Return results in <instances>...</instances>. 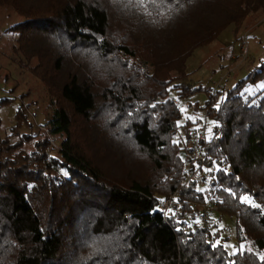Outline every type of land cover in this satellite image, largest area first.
<instances>
[{
	"label": "trees",
	"instance_id": "1",
	"mask_svg": "<svg viewBox=\"0 0 264 264\" xmlns=\"http://www.w3.org/2000/svg\"><path fill=\"white\" fill-rule=\"evenodd\" d=\"M0 7L20 17L5 30L53 103L46 132L61 136L51 155L45 136L29 151L25 133L0 141V264H264V58L221 97L182 82L191 53L227 25L236 33L250 14H264V0H161L146 8L135 0H0ZM256 81L259 90L240 93ZM198 91L207 95L211 130L203 168L214 166L205 191L184 181L174 143L178 129L188 151L197 137L189 121L177 124L176 100ZM13 118L12 131L28 124L20 105ZM170 196L180 211L166 214L158 203ZM206 200L232 217L234 253L208 226L186 227L181 215Z\"/></svg>",
	"mask_w": 264,
	"mask_h": 264
},
{
	"label": "rangeland",
	"instance_id": "2",
	"mask_svg": "<svg viewBox=\"0 0 264 264\" xmlns=\"http://www.w3.org/2000/svg\"><path fill=\"white\" fill-rule=\"evenodd\" d=\"M18 21L20 17L12 10L0 7V101L1 99L8 101L0 102V141L5 139L6 142L13 144L21 134L25 133L29 140L23 143L22 149L29 151L36 140L45 136L48 141L46 149L51 155L61 140V136H52L45 130V120L51 112L53 103L40 81L27 70L26 59L14 50L15 34L5 30ZM241 44L244 45L242 52L239 51ZM262 58H264V14L255 12L245 19L236 33L235 27L229 24L210 44L196 48L186 59L187 76L182 82L210 88V92L218 91L221 97L237 80L245 77L250 68ZM28 62L32 64L34 61L30 59ZM262 86V81L245 84L240 89V93L250 95ZM206 99V93L201 91L177 99L176 103L181 112L177 124L181 125L189 121L192 131L204 124L207 130L205 137L208 140L210 122L204 118L202 108ZM18 105L23 108L25 122L28 124L12 131L11 127L15 123L13 116ZM181 136L182 131L178 129L174 141H180L177 156L182 161L183 170L186 171L184 181L194 179L196 189L205 191L208 180L207 171L203 168L205 160L201 162L189 157V151L184 146ZM186 157L197 162L193 169L187 168ZM213 167L210 166L211 169ZM201 174H204L207 179L201 180ZM180 206V202L174 203V207L167 208L166 214L180 211ZM212 207L208 200L203 203L192 202L191 213H183L182 219L188 229H194L200 225L208 226L210 232L217 233L214 242L221 243L228 253H234L237 249L234 221L232 217L221 214Z\"/></svg>",
	"mask_w": 264,
	"mask_h": 264
},
{
	"label": "built area",
	"instance_id": "3",
	"mask_svg": "<svg viewBox=\"0 0 264 264\" xmlns=\"http://www.w3.org/2000/svg\"><path fill=\"white\" fill-rule=\"evenodd\" d=\"M243 50H244V45L241 44L239 47V51L242 52ZM205 141H206L205 126L203 124V126L198 128L196 139L192 140V142H191V147H190V150L188 152L189 157H191L193 159L200 160L201 162H203L204 152H205ZM172 202H173L172 196L167 197L165 199H162L158 203V208L164 213V212H166L167 208L170 206V204Z\"/></svg>",
	"mask_w": 264,
	"mask_h": 264
},
{
	"label": "snow or ice",
	"instance_id": "4",
	"mask_svg": "<svg viewBox=\"0 0 264 264\" xmlns=\"http://www.w3.org/2000/svg\"><path fill=\"white\" fill-rule=\"evenodd\" d=\"M130 2H131V0H130ZM160 2H161V0H135V3L136 4H138V5L142 6V7H145V8L147 7L148 4L156 5V4L160 3ZM153 107H155V105H153ZM209 131H211V130H209ZM174 143H176V141H174ZM205 171H211V169H205ZM241 201L242 202H249V203H251L249 201V197L248 196L241 197ZM255 206L256 207H260V205H255ZM169 211H172V210L169 209Z\"/></svg>",
	"mask_w": 264,
	"mask_h": 264
}]
</instances>
